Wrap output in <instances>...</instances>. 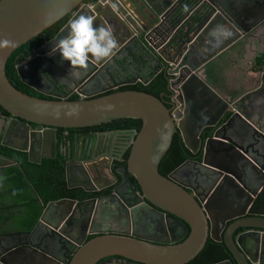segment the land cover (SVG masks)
Masks as SVG:
<instances>
[{"label": "water", "instance_id": "obj_1", "mask_svg": "<svg viewBox=\"0 0 264 264\" xmlns=\"http://www.w3.org/2000/svg\"><path fill=\"white\" fill-rule=\"evenodd\" d=\"M124 1L98 0L82 5L83 0H0V38L16 44L13 48H0V107L15 121L36 125L30 133L33 139L57 127L83 128L118 119L140 120L141 127L132 140L124 173L133 176L144 200L182 223L186 233L178 239L152 240L131 235L129 231L105 229L85 241L84 234L80 235L82 230L75 232L74 227L81 219L69 218L86 207L84 203L64 199L43 206L31 229L0 232V264H187L203 249L209 237L222 240L236 264H264V212L253 210L264 208V153H259L257 159L247 150L248 147L258 150L260 140H264V70L257 74L256 87L234 99L219 95L198 75V67L185 78H175L186 66L182 55L189 40L209 20L217 1L221 2L222 10L227 3L205 0L198 9L189 7L190 19L167 42L155 39L160 37L156 31L163 33L177 26L189 13L182 10L189 0H133L131 4ZM164 12H169L167 20H162ZM70 13V20L79 14L92 15L94 21L111 26L117 34L131 33V28H136V38L142 46L160 61V66L169 67L168 74L174 75L168 87L175 94L178 108L171 111L160 98L136 90L87 99L49 100L27 95L11 84L5 74L11 53ZM109 15L113 22L109 21ZM68 22L52 40L34 52L37 58L52 54L54 45H49L67 34ZM21 67L18 65L16 70L24 82ZM237 121L239 126L232 125ZM203 131L204 140L200 136ZM177 133L192 154L202 144L200 166L208 172L202 178L208 190L206 200L193 189L192 193L188 192L176 179L180 167L167 176L158 171ZM84 141V148L92 146L93 139ZM27 152L30 155V150ZM220 193L226 202H218L216 196ZM226 208L239 212L226 216ZM39 223L45 224L47 234L37 239L35 228ZM6 225L0 220V229ZM238 228L251 230L233 236ZM222 230V237L213 236L214 233L220 236ZM57 250H63L61 257L54 254ZM213 264H231V261Z\"/></svg>", "mask_w": 264, "mask_h": 264}, {"label": "flooded vegetation", "instance_id": "obj_2", "mask_svg": "<svg viewBox=\"0 0 264 264\" xmlns=\"http://www.w3.org/2000/svg\"><path fill=\"white\" fill-rule=\"evenodd\" d=\"M97 1L83 0L82 5L96 3ZM129 1V4L133 3V0ZM193 1L189 0L187 3L188 8L195 6L198 9L205 2V0ZM250 1L225 0L227 3L225 10H222V4H219L221 2H216L218 6L216 5L215 10L211 12L209 20L189 40L182 55L186 66L175 74V78L187 77L189 71L196 67H198V75H203L206 79L211 74L216 76L225 70H229V64L233 60L229 56L230 51L234 49L238 51L239 46L236 47L237 43L247 41L254 30L264 26V2L262 0H252L251 3ZM124 3H126V0ZM129 4H126L128 8ZM77 8H80V6ZM104 11L109 12L106 9ZM111 15L108 16L109 21L113 22L114 20L110 18ZM118 15L120 16L119 13ZM126 16L128 15L126 14ZM189 16L188 13L185 18L177 23V26L174 25L168 28L166 32L161 33V30H157V36L160 37H155L154 32L152 36L155 39L162 38V41L168 42L173 33L181 28V24H186L187 20L190 19ZM71 17L72 13L69 14L66 23ZM168 18L169 12H164L162 20ZM122 19L126 21L124 17ZM115 23L119 24L118 21H115ZM94 25L103 26L99 21H94ZM217 25H223L233 33L230 38L222 40L219 44L210 35ZM104 27L112 31L117 41V47L109 57L101 61H96L94 58L90 59L87 69L70 67L67 61H61L58 51L37 58L34 52L44 43L52 40L57 32L51 39L37 47L24 61L16 65V67L18 65L22 66L21 74L25 80L23 83L32 88L34 93L48 97L66 99L76 96L77 99H87L110 94V91L117 92L116 90L125 86L147 84L157 74H162L166 79V86L169 91L165 103L171 111L177 109L179 104L174 99L175 94L168 87L169 82L174 79V75L168 74L169 67L160 66V61L155 59L142 46L136 38L137 29L132 27L131 33L122 32V34H117V31L111 26L106 25ZM232 40L234 42L227 46ZM257 41L260 47L253 50V64L241 69L242 72L257 75L264 70V46H262L263 42L260 37ZM55 43L52 42L49 46H53ZM235 55H237V52ZM243 55V51L238 54L239 57H243ZM104 124L83 128L57 127L54 128L53 132L47 130L41 138L36 137L33 139L30 133L35 130L36 125L32 123L24 125L15 121L0 107V150L1 148H7L23 152L26 154L28 161L36 164L43 159H54L58 156L66 160L65 187H52L48 191L49 199L44 202L21 169L15 172L12 171V168L17 167L15 160L0 152V220L7 223L4 228L0 229V232H11L10 226L13 224L14 219H27L25 214L31 204L43 207L48 204L52 205L57 201L70 199L84 203L86 207L80 212L73 213L69 218L81 219L80 224H74V227L76 226L75 232L79 229L82 230L80 235L84 234L85 241H87L88 236H97L99 231H105V229H112L116 232L129 231L131 235L152 240L178 239L186 233V228L182 223L174 221L173 217L144 200L140 187L133 176L124 173L131 143L137 132L132 128ZM234 124L238 125L239 122L232 123V125ZM241 126L243 129L246 128L243 125ZM200 136L202 140L205 139L206 134H204V131ZM90 139H93L92 146L84 148L83 140H85V143L86 140L90 141ZM20 148L26 150L23 151ZM245 148L247 147L245 146ZM185 149L188 152L185 153V159L178 166L180 168L175 177L185 186L188 192L192 193L191 189H193L199 194L200 198L206 200L205 195H207L208 190L203 185L202 178L208 172L200 166L202 144L196 154H192L186 147ZM257 149L259 151L255 148H247L253 158L259 159V153H264V140H260ZM29 150L30 155L27 152ZM199 177H201L200 180ZM80 190L88 193L89 196L84 199L75 198L79 196ZM25 193L31 197L21 198L25 196ZM221 193L216 197H218V202L224 203L226 199ZM211 204H213V201ZM253 210L264 212V208H253ZM212 211L215 213L214 208ZM238 212L239 210L229 211L227 209L224 211V215L233 216ZM220 215L222 214L220 213ZM245 216H248V214ZM45 219L53 218L46 217ZM229 223L228 221L227 225ZM250 230L251 228H238L234 231L233 236ZM223 232L224 230L219 233L220 236L215 233L213 236L215 238L222 237ZM45 234H47V231L43 234V237H45ZM57 252L62 254L63 250H57Z\"/></svg>", "mask_w": 264, "mask_h": 264}, {"label": "trees", "instance_id": "obj_3", "mask_svg": "<svg viewBox=\"0 0 264 264\" xmlns=\"http://www.w3.org/2000/svg\"><path fill=\"white\" fill-rule=\"evenodd\" d=\"M68 15L63 16L61 19L56 21L54 24L49 26L47 29L42 31L37 36L28 40L26 43L22 44L16 48L11 55L8 57L5 65V74L8 80L13 84L19 91L42 99L49 100H59L60 98L48 97L42 94L34 93L33 89L28 87L23 83L16 70V65L24 61L31 53L39 47L45 41L51 39L58 30L66 23ZM167 82L165 77L162 74H157L152 78L147 84H139L136 86H125L116 91H125V90H136L142 91L148 94H151L157 98H160L164 103L168 99V90L166 86ZM115 92V91H110ZM67 100H77V97H68ZM167 106V104L165 103ZM104 125H113L114 127L122 128H132L136 132L139 131L141 127V121L138 119H118L111 121ZM0 152L5 155L13 158L17 164V167L12 168V171H17L21 169L24 175L27 177V180L31 183L36 193L46 202L49 199L48 191L52 187L64 188L65 187V159L58 156L54 159H43L40 163H32L27 160L26 154L19 152L13 149L1 148ZM186 152H188L183 143L181 142L179 134H174L169 149L161 159L158 171L161 175L167 176L171 171L177 168L185 159ZM59 158V159H58ZM22 179V178H21ZM24 181V179H23ZM81 191V190H80ZM24 195V194H23ZM89 196L88 193L80 192L78 197L79 199H84ZM25 193L23 199L30 198ZM41 211V207L37 204H31L28 206L26 211L27 219H18L21 222V225L29 227L31 226L36 219L38 218ZM93 236H88L87 240ZM224 260H230L231 264H236L233 260L230 252L226 248L223 242H215L212 239L208 238L203 249L198 253L187 264H213Z\"/></svg>", "mask_w": 264, "mask_h": 264}, {"label": "clouds", "instance_id": "obj_4", "mask_svg": "<svg viewBox=\"0 0 264 264\" xmlns=\"http://www.w3.org/2000/svg\"><path fill=\"white\" fill-rule=\"evenodd\" d=\"M182 10L189 12L187 5H184ZM94 19L92 15L86 14L72 18L67 24V34L56 41L52 53L58 51L61 61H67L70 67L80 69H87L90 59L101 61L109 57L117 47V41L109 28L95 26ZM210 35L219 44L222 40L230 38L233 33L223 25H217ZM15 46L14 41L0 38V48Z\"/></svg>", "mask_w": 264, "mask_h": 264}, {"label": "crops", "instance_id": "obj_5", "mask_svg": "<svg viewBox=\"0 0 264 264\" xmlns=\"http://www.w3.org/2000/svg\"><path fill=\"white\" fill-rule=\"evenodd\" d=\"M264 26L260 27L257 30H254L252 35L248 37L247 41L239 42L236 44V47H238V51L231 50L233 53H229V56L232 60V62L229 64V70L223 71L221 74H218L216 76L210 75L214 81L209 82L208 78L201 75V78L205 80V82H208L210 87H212L219 95H221L224 98H237L241 95H243L246 91H249L257 86L259 83V75L256 74H250L249 72H242L241 69L246 68L248 66H251L253 64L254 58V49L260 47L258 43L259 37L262 39V46H264ZM240 44V45H238ZM244 52L243 57H239L238 54L241 52ZM237 52V55L235 53ZM246 53V54H245ZM227 57V56H226ZM228 59V58H227ZM226 59V60H227ZM225 60V61H226ZM226 64V63H225ZM3 199V198H2ZM1 199V200H2ZM42 210V207H41ZM41 213V211H40ZM40 216V214H39ZM38 216V218H39ZM38 218L36 221L29 227L21 225V222L18 219L13 220V224L10 226L11 231H16L19 229L22 230H29L36 224ZM47 231V227L44 223H39L35 228V238H42L43 234ZM56 256L59 257L62 256L61 253L57 251H53ZM39 264V263H38ZM42 264H50L48 262L42 263Z\"/></svg>", "mask_w": 264, "mask_h": 264}, {"label": "rangeland", "instance_id": "obj_6", "mask_svg": "<svg viewBox=\"0 0 264 264\" xmlns=\"http://www.w3.org/2000/svg\"><path fill=\"white\" fill-rule=\"evenodd\" d=\"M212 75V74H211ZM209 82H213L214 80L211 77H208Z\"/></svg>", "mask_w": 264, "mask_h": 264}]
</instances>
